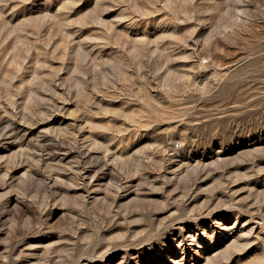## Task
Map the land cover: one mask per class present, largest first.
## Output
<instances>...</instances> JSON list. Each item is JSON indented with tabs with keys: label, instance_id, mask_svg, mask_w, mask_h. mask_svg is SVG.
Segmentation results:
<instances>
[{
	"label": "rangeland",
	"instance_id": "1",
	"mask_svg": "<svg viewBox=\"0 0 264 264\" xmlns=\"http://www.w3.org/2000/svg\"><path fill=\"white\" fill-rule=\"evenodd\" d=\"M0 264H264V0H0Z\"/></svg>",
	"mask_w": 264,
	"mask_h": 264
}]
</instances>
